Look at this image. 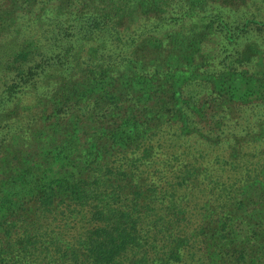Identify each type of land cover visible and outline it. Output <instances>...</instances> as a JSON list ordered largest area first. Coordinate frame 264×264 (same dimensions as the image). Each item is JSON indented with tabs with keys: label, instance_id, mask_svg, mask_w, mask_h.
<instances>
[{
	"label": "trees",
	"instance_id": "1",
	"mask_svg": "<svg viewBox=\"0 0 264 264\" xmlns=\"http://www.w3.org/2000/svg\"><path fill=\"white\" fill-rule=\"evenodd\" d=\"M38 1L0 0V22ZM247 1L48 0L88 37L119 43L131 20L161 13L171 29L96 65L71 43L41 61L0 50L13 72L0 92V264H185L196 251L194 264H264V175L202 176L227 203L190 221L187 195L207 167L173 151L184 138L217 144L202 129L264 106V51L248 37L264 21L231 27L217 10Z\"/></svg>",
	"mask_w": 264,
	"mask_h": 264
},
{
	"label": "rangeland",
	"instance_id": "2",
	"mask_svg": "<svg viewBox=\"0 0 264 264\" xmlns=\"http://www.w3.org/2000/svg\"><path fill=\"white\" fill-rule=\"evenodd\" d=\"M175 9H178L177 4L173 10ZM217 10L230 21L231 27L241 25L246 18L264 21V0H248L245 5L238 8L226 6L225 8L218 7ZM167 15L168 13H161L162 17L157 15L136 17L131 20L132 23L127 29L121 32V40L117 43L114 39L115 36L106 30L93 32L91 34L94 37H88L89 33L83 24L67 19L68 15L57 12L54 5L49 4L48 0H39L32 10L17 12L10 15L9 18L6 17L5 25L4 21L0 22V31L3 32V37L0 40V44L3 46H0V50H3V54H10V50L13 52L32 51L31 55H34L35 60L41 61L47 56L54 55L61 46L71 43L78 46L79 58L84 64L106 63L118 60L120 58L116 57L118 52L128 54L134 43L140 39L149 35L161 36L170 30L171 25L166 20ZM1 23L4 26H1ZM254 27L255 25L248 37L255 38L264 51V31L256 32ZM5 60L6 56L0 59V92L4 88L5 82L8 81L7 79L13 74V72L3 70L2 66ZM198 90L200 89L188 86L184 94L192 95V98L196 100L201 96H198ZM32 102L34 100L31 97L24 99V103L32 104ZM239 112L237 118L227 121L223 125L221 133L207 127L202 129L204 133L218 139L217 144L207 143L198 140L197 137L190 136L192 138L188 140L183 139V146L173 149V151L181 153V156L185 155L187 161H191L193 165L198 166L196 164L201 163L202 169L203 166L207 167L206 171L198 176L195 186L187 195L190 202L188 216L192 214L189 218L192 219L190 221L200 220L208 201L214 202L216 198L218 203H227L224 202L227 198H221V200L217 195L221 192L220 187L215 185L218 181L206 185L205 183L209 180H204L202 176L219 177V180L226 182L228 179L234 178L233 182H236L237 179H249L246 175L250 178L255 175H259V177L264 175V106L249 105L242 110L240 117ZM190 120L191 124L202 126L193 118ZM172 126H180V123L172 124ZM175 152L173 153L176 154ZM228 162L237 164L240 168L230 169ZM236 185L238 186V183ZM207 186L211 190L214 186L213 189L216 193L211 195ZM194 202H197V205ZM197 254L196 251L194 256H186V261L183 259V262L194 264L193 258L196 259Z\"/></svg>",
	"mask_w": 264,
	"mask_h": 264
}]
</instances>
